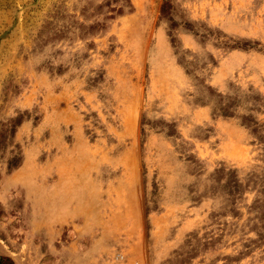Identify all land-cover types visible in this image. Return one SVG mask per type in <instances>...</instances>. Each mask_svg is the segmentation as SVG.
Returning a JSON list of instances; mask_svg holds the SVG:
<instances>
[{
  "label": "rangeland",
  "instance_id": "1",
  "mask_svg": "<svg viewBox=\"0 0 264 264\" xmlns=\"http://www.w3.org/2000/svg\"><path fill=\"white\" fill-rule=\"evenodd\" d=\"M0 264H264V0H0Z\"/></svg>",
  "mask_w": 264,
  "mask_h": 264
}]
</instances>
